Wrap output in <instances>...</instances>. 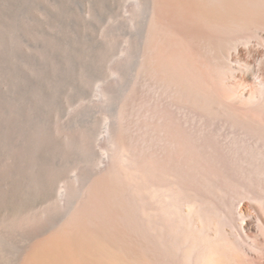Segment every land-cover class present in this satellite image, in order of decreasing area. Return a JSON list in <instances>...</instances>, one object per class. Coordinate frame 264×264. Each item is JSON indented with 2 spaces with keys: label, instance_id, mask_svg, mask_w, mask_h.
<instances>
[{
  "label": "rangeland",
  "instance_id": "374dc122",
  "mask_svg": "<svg viewBox=\"0 0 264 264\" xmlns=\"http://www.w3.org/2000/svg\"><path fill=\"white\" fill-rule=\"evenodd\" d=\"M176 15L160 0H0V264H18L35 240L66 221L62 187L77 208L96 194L99 216L84 229L126 244L129 256L148 243L147 223L137 216L148 198L142 164L151 162L162 183L163 167L175 164L181 181L220 201L226 186L234 194L243 190L239 181L253 176L251 159L264 161V124L155 62L169 35L184 37L206 67L217 55ZM238 51L242 63L263 53L245 45ZM219 59L223 81L230 74ZM240 68L242 79L246 67ZM106 121L111 135L97 148ZM175 145L186 160L175 158ZM128 194L133 215L104 219L103 211L117 212L119 197Z\"/></svg>",
  "mask_w": 264,
  "mask_h": 264
},
{
  "label": "bare ground",
  "instance_id": "6f19581e",
  "mask_svg": "<svg viewBox=\"0 0 264 264\" xmlns=\"http://www.w3.org/2000/svg\"><path fill=\"white\" fill-rule=\"evenodd\" d=\"M160 4L168 10L173 7L176 17L196 28L197 34L217 52L216 57L208 59L206 67L202 54L184 37L169 35L154 52L161 70L167 69L195 89L206 85L223 105L242 112L256 125L264 124V0H220L218 5L209 0H160ZM243 45L260 48L263 53L254 51L252 61L242 63L238 49ZM219 56L226 62L224 72L230 74L223 81L218 77ZM241 66L246 67L242 79L237 76ZM97 96L101 100L100 90ZM110 128L106 121L97 148L110 138ZM259 149L263 153L264 145ZM173 153L177 160H186L181 147L175 145ZM250 163L253 176L239 181L243 190L234 194L226 186L220 201L214 192L199 191L181 181L175 164L163 167V183L156 180L151 162L142 164L141 185L148 198L137 209V216L147 223L144 228L149 230L148 243L145 252L136 251L129 256L126 244L119 245L107 236L98 240L96 233L84 229V223H94L99 216L95 210L96 194H89L87 201L77 208L67 204V191L62 187L59 198L62 207L66 203V221L53 227L46 237L35 240L18 264H264V161L255 158ZM108 166L109 159L104 156L100 171ZM216 180L210 177L208 182L215 184ZM119 199L118 211L104 210V219L112 221L120 216L125 222L133 215V194ZM183 204L189 205L188 213H184ZM197 215L199 223L195 220Z\"/></svg>",
  "mask_w": 264,
  "mask_h": 264
}]
</instances>
